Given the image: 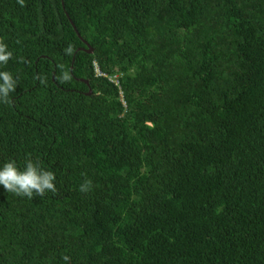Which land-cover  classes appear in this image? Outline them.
<instances>
[{
  "label": "trees",
  "instance_id": "16d2710c",
  "mask_svg": "<svg viewBox=\"0 0 264 264\" xmlns=\"http://www.w3.org/2000/svg\"><path fill=\"white\" fill-rule=\"evenodd\" d=\"M0 42V165L57 176L0 186V264H264V0H0Z\"/></svg>",
  "mask_w": 264,
  "mask_h": 264
},
{
  "label": "clouds",
  "instance_id": "9594fccd",
  "mask_svg": "<svg viewBox=\"0 0 264 264\" xmlns=\"http://www.w3.org/2000/svg\"><path fill=\"white\" fill-rule=\"evenodd\" d=\"M63 51L64 55L71 57L75 51L74 45L69 43ZM11 57L12 53L8 50V46L0 42V65L7 64ZM57 78L61 83H64L70 82L73 76L69 69L61 65ZM17 87L18 77L10 71L0 70V105H6L10 102ZM0 186L7 192L31 200L34 196L42 197L49 192L54 194L57 191V176L54 171L43 166L39 159L28 157L23 166H19L16 161L10 160L0 165ZM91 187V181L85 180L80 184L78 191L87 193ZM63 259L67 262L69 257L65 256Z\"/></svg>",
  "mask_w": 264,
  "mask_h": 264
},
{
  "label": "built area",
  "instance_id": "2783aa9c",
  "mask_svg": "<svg viewBox=\"0 0 264 264\" xmlns=\"http://www.w3.org/2000/svg\"><path fill=\"white\" fill-rule=\"evenodd\" d=\"M94 71H95V75L96 76H101V77H104L106 78L109 82L113 83L115 86H118V77L117 75H113V76H107L103 73H101L97 66L94 64Z\"/></svg>",
  "mask_w": 264,
  "mask_h": 264
},
{
  "label": "water",
  "instance_id": "95a60500",
  "mask_svg": "<svg viewBox=\"0 0 264 264\" xmlns=\"http://www.w3.org/2000/svg\"><path fill=\"white\" fill-rule=\"evenodd\" d=\"M71 25H72L73 29H74L75 32H76V29H75V27L73 26L72 23H71ZM83 44L85 45L86 50H84V49H78V50H82V51H86V52H88V53H92V49H91L90 46L87 44V42L83 41ZM87 49H89V50H87ZM85 83H86V82H85ZM88 94H89V92H88Z\"/></svg>",
  "mask_w": 264,
  "mask_h": 264
}]
</instances>
